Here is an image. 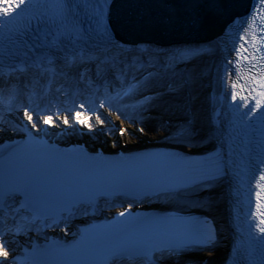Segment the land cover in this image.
Returning <instances> with one entry per match:
<instances>
[{"label":"snow or ice","instance_id":"6c2138e0","mask_svg":"<svg viewBox=\"0 0 264 264\" xmlns=\"http://www.w3.org/2000/svg\"><path fill=\"white\" fill-rule=\"evenodd\" d=\"M145 2L149 10L130 17L127 25L189 32L212 25L220 29L217 37L222 40L237 0ZM108 4L0 0V264H37L36 256L50 257L54 264H211L204 253L216 251L217 233L207 217L144 216L133 213L132 206L156 199L210 210L217 182L230 172L242 179L241 171L253 165L258 168L252 213L257 222H248L247 240L237 241L233 249L252 264L256 247L264 250V38L257 43L252 35L249 45L245 31L217 69L216 83L233 102L228 144L236 160L226 162L219 149L199 158L167 152L118 160L92 155L84 147L60 149L49 143L54 130L60 135L102 132L116 136L117 143L124 135L119 125L89 123L91 117L83 114L86 107L91 113L105 110L109 121L108 109L114 108L132 123L143 120L129 117L126 108L143 115L166 107L178 115L169 138L185 150L221 139L220 113L206 120L199 115L196 85L208 73L192 71L180 81L166 76L178 62L205 50L188 46L171 53L157 51L155 60H144L117 41L112 25L103 22ZM259 5L264 7V0ZM153 7L158 11H151ZM82 14L97 19L85 27ZM255 19L253 9L244 23L251 28L249 21ZM156 61L162 70H156ZM20 96L24 103L17 102ZM13 112L19 113L18 122L3 115ZM95 121L105 123L100 114ZM236 129L244 136L238 152L232 149L231 132ZM137 132L144 134L145 128L131 134ZM192 196L197 199L191 201ZM117 198L126 202L116 214L123 219L71 232L73 220L120 206L113 203ZM50 229L71 239L48 242ZM33 235L44 236L46 243H34ZM19 236L29 241L23 257L13 247Z\"/></svg>","mask_w":264,"mask_h":264},{"label":"bare ground","instance_id":"6f19581e","mask_svg":"<svg viewBox=\"0 0 264 264\" xmlns=\"http://www.w3.org/2000/svg\"><path fill=\"white\" fill-rule=\"evenodd\" d=\"M196 47L203 49V51L199 56L193 57L191 59L187 60H181L176 64V68L179 66L183 70V76H187L190 74L192 71H200L203 70L208 73V75L203 78L201 81L197 83V88L199 92V115L202 119H208L209 117L213 116L215 113H220L219 120L223 122L222 124V134H221V139L217 141H212L205 143L202 145L200 148L197 149H189L188 151H195L200 154H206L209 151L210 152H215L218 149L221 151L222 146H224V133L226 131V124L228 121V116L226 114V102H227V95H226V90L223 88V86L218 85L216 83V77H217V69L220 68L222 62H223V56L220 53V48H219V43L215 37H210L209 39H206L204 41H200L194 44H188V43H181L176 45V48H170L169 50L167 49V53H171L175 51L176 49L184 48V47ZM139 51L142 53L141 58H146L154 56V53L149 51L148 48V53L149 56L145 51ZM164 53V52H163ZM144 54V55H143ZM175 68V69H176ZM222 70V69H221ZM169 73H166V76ZM171 76V77H169ZM169 79H175V75L172 76L171 74L167 76ZM180 81V80H176ZM229 84V83H228ZM153 112L155 113H160V115H171L174 116L176 113L173 111L169 110L166 107H157L152 109ZM133 113H135V117L137 120H143L148 126L154 125L157 126L161 129L164 128L162 125H160L158 120L155 119H149V118H142V115L137 111L133 110ZM119 124L126 126V129L129 128L128 124L124 122V120H119ZM141 124V123H138ZM149 129H151L149 131ZM148 133L149 137L151 134L153 138L156 136V132L153 129V127L148 128ZM92 134L90 132L86 133ZM97 134V133H95ZM94 135V134H93ZM135 136V135H134ZM136 137V136H135ZM228 182L226 178H223L221 181L217 182V187H216V195H215V203L213 204L212 208L210 209V212H212L213 216L216 213L214 210H218V214L220 215L222 221H223V228H224V234L222 237V240L219 241V243L216 245V251L214 253H204L205 256H210L211 257V264H227L228 261V256L230 253V240L231 236L229 231L226 229V208H227V199H228ZM201 196H203V193H201ZM193 198H197L196 196H192ZM195 201V199H194ZM175 204H180L182 205V201L177 203L174 202ZM189 205L190 209L193 211H204L207 210L203 207L197 206L196 203H191L187 204ZM218 207V208H217ZM209 212V214H210Z\"/></svg>","mask_w":264,"mask_h":264},{"label":"water","instance_id":"95a60500","mask_svg":"<svg viewBox=\"0 0 264 264\" xmlns=\"http://www.w3.org/2000/svg\"><path fill=\"white\" fill-rule=\"evenodd\" d=\"M247 0H237L233 7L232 17L242 7ZM147 8L145 0H121L116 18V28L121 41H126L131 45H149L154 50L166 51L176 48L181 43L194 44L200 41L217 36L220 31L218 27L207 25L199 31H172L161 27L144 26L132 27L125 23L134 15H144ZM151 11H158L153 7Z\"/></svg>","mask_w":264,"mask_h":264},{"label":"rangeland","instance_id":"374dc122","mask_svg":"<svg viewBox=\"0 0 264 264\" xmlns=\"http://www.w3.org/2000/svg\"><path fill=\"white\" fill-rule=\"evenodd\" d=\"M133 129H134V128H133ZM134 130H135V129H134ZM134 130H132V131H134ZM95 136H99L98 133L95 134ZM105 136H106L107 138H111L112 140L114 139L113 136H110V135H105ZM127 138H133L132 134L126 132V135H125L124 139L126 140Z\"/></svg>","mask_w":264,"mask_h":264}]
</instances>
